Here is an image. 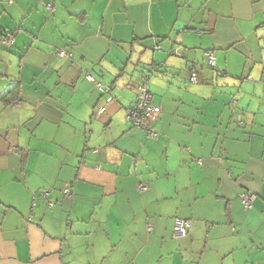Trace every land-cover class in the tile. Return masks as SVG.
<instances>
[{"label":"crops","instance_id":"1","mask_svg":"<svg viewBox=\"0 0 264 264\" xmlns=\"http://www.w3.org/2000/svg\"><path fill=\"white\" fill-rule=\"evenodd\" d=\"M2 33L0 264H264V0H0Z\"/></svg>","mask_w":264,"mask_h":264},{"label":"built area","instance_id":"2","mask_svg":"<svg viewBox=\"0 0 264 264\" xmlns=\"http://www.w3.org/2000/svg\"><path fill=\"white\" fill-rule=\"evenodd\" d=\"M50 12L53 11L52 6H48ZM14 45V36L12 34H1L0 46L4 48H11ZM159 50L160 47L155 48ZM56 55L61 59H73V54L63 48H56ZM171 55L179 56L177 52H172ZM207 66L210 69L215 70L216 59L213 54H207ZM93 82H96L98 88L103 92H110V88L98 83L93 77H89ZM199 80L198 73L191 71V81L197 82ZM136 100L134 105L128 110L126 119L132 123L134 129L141 130L146 133L148 139H156L158 134L155 130L156 125L161 118L162 110L156 106L153 102V94L149 91L146 83V79L143 83L136 85L134 88ZM105 108L100 109V113H103ZM141 190H145L147 185H141ZM63 196L65 198H71V186L67 185L63 190ZM39 198L47 199L49 197V191H43L38 195ZM252 197L249 195L241 196L242 202L250 208L252 206ZM55 204L48 201V208L53 209ZM191 227V222L187 220L177 219L175 221L174 236L176 238H183L187 236L188 230ZM149 231H152L149 228Z\"/></svg>","mask_w":264,"mask_h":264},{"label":"trees","instance_id":"3","mask_svg":"<svg viewBox=\"0 0 264 264\" xmlns=\"http://www.w3.org/2000/svg\"><path fill=\"white\" fill-rule=\"evenodd\" d=\"M2 34H12L14 37H15V35L13 34V33H2ZM2 47V46H1ZM13 47V46H12ZM11 47V48H12ZM157 47H160V45H157ZM11 48H5V49H11ZM159 50H161V47H160V49ZM158 69V67H155L154 68V70H157ZM191 71H196L195 69H192ZM197 72V71H196ZM146 79V83H147V87H148V89H149V77L148 76H144V77H142V79H141V81H140V83H138L137 85H139V84H141V83H143V81ZM17 90V89H16ZM149 91H150V89H149ZM151 92V91H150Z\"/></svg>","mask_w":264,"mask_h":264}]
</instances>
